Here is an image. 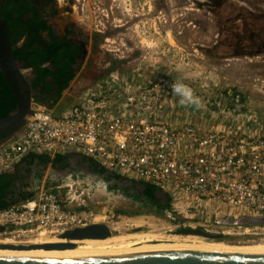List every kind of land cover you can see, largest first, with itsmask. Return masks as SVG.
Listing matches in <instances>:
<instances>
[{
	"label": "built area",
	"instance_id": "1",
	"mask_svg": "<svg viewBox=\"0 0 264 264\" xmlns=\"http://www.w3.org/2000/svg\"><path fill=\"white\" fill-rule=\"evenodd\" d=\"M177 81L201 100L193 119L180 115L170 87ZM60 153L159 187L171 213L182 218L177 225L226 237L264 235V225L223 221L264 217V111L248 108L233 88L206 99L193 83L159 68L150 74L112 70L86 85L61 113L35 103L23 130L0 149V171L25 155ZM68 203L59 191L40 190L0 209V227L20 243L41 237L66 242L58 238L62 232L106 223L112 215Z\"/></svg>",
	"mask_w": 264,
	"mask_h": 264
},
{
	"label": "rangeland",
	"instance_id": "2",
	"mask_svg": "<svg viewBox=\"0 0 264 264\" xmlns=\"http://www.w3.org/2000/svg\"><path fill=\"white\" fill-rule=\"evenodd\" d=\"M226 1L236 9L248 3L264 4V0ZM59 2L61 6L68 8L63 16L80 26L84 34L91 36L93 32L99 31L97 45L102 54L98 56L100 59L98 65L103 67L95 74L92 68L83 71L90 56L89 43L87 58L65 92L72 95L85 84L105 76H100V73L109 66L117 67L118 70L143 68L147 74L159 68L167 74L181 76L193 83L203 98H215L224 90L233 88L244 95L248 108L264 111V54H232L233 44L229 46V43L221 42L224 28L222 25H228L224 23V16L230 11L228 6L218 7L216 0H59ZM217 34L219 36L216 37ZM24 72L28 73L27 70ZM65 103L61 101L59 105L64 106ZM181 106L183 109L179 111L182 118L191 119L196 116L194 114L197 112L196 107ZM57 165L59 166V164L47 166L51 168V173L55 172L57 175L59 172L66 176L67 169L63 166L57 169ZM76 165L84 167L83 162L78 161ZM92 172L87 168L82 182L67 178L59 189L64 190L70 208L75 209L85 204L109 215L111 205L117 204L116 198L99 203L96 194H89L88 188L97 183V180L89 176ZM84 183L87 186H84ZM30 187L31 185L28 186ZM31 188L37 189L34 196L40 190L48 189L42 181ZM91 196H94V199ZM172 216L177 219L175 223L182 219L169 209L163 217L140 211L133 219L121 216L114 218L113 221L114 226L120 228L135 224H141L148 229L160 228L153 231L157 233L162 231L163 226L173 227L174 224L169 220ZM258 237L263 238L264 235L253 238L236 235L219 240L198 236L193 238L233 245L264 242ZM187 238L190 236H178L177 239H169L166 242L190 243L185 241Z\"/></svg>",
	"mask_w": 264,
	"mask_h": 264
},
{
	"label": "flooded vegetation",
	"instance_id": "3",
	"mask_svg": "<svg viewBox=\"0 0 264 264\" xmlns=\"http://www.w3.org/2000/svg\"><path fill=\"white\" fill-rule=\"evenodd\" d=\"M31 3L35 6L36 10L40 11L42 16L47 19L48 24H50L52 31L54 34L58 36L57 40H60V38L65 35L66 42L74 45H78L80 47V56L77 58L75 66H80L79 71L81 70V64H83V61L87 58V47L88 44L91 43L90 48L91 51L89 52V58L87 61V66L84 68L83 71L89 70L92 68L94 70V74L99 69H103V67L99 66L98 61L100 59L98 58L99 54H102L99 50V47L97 45L98 42V32L95 31L91 34V36H88L83 33L82 28L80 26H77L71 19H66V16L64 15V12L67 11L66 6H61L59 0H30ZM61 1V0H60ZM251 1V0H250ZM215 2V1H214ZM216 4L218 7H229L230 11L227 13L226 16H224V23H228V25L225 26L222 25L223 28V38L221 40L222 43H229L228 45L233 46V50L231 51L232 54H264V4L263 3H256L255 5L252 3H248L244 5L243 7L236 9L233 6H230V4L226 0H216ZM260 9L259 11L255 9ZM66 31H69V33L66 34ZM219 36L218 34L216 37ZM89 40V41H88ZM91 40V42H90ZM30 70V69H29ZM27 70V78L30 81V79L33 77L31 70ZM50 80V78H48ZM47 80V81H48ZM36 94L38 92L34 91ZM81 155L74 154L69 156L67 158L69 165L63 167L64 169H68L69 173L77 175L78 170H76V163L80 160ZM35 165L33 168L30 169V173L26 176V179H22L20 181H17L15 184V187L13 188V194L8 195L4 201L5 202H17L23 199L24 196H28L29 192H34L35 189L31 188L36 183V178L41 170L42 165L45 163L43 159L36 158L35 159ZM58 164V163H57ZM57 169L61 168V164L59 166L57 165ZM87 168H89L88 161L84 162V170L83 174L81 173L80 176L84 177L85 173L87 171ZM71 170V171H70ZM29 175L32 177L31 180H29ZM75 175V176H76ZM103 175H106L105 173ZM111 175V174H109ZM64 182L63 176H58L55 179L49 180L46 183V187L50 190L56 189L59 191L64 197L65 193L64 190L60 191V186ZM28 183L30 188L25 187L24 184ZM108 184V189L109 188ZM147 187L142 184L141 182H134V184L130 182H122L119 184L116 188V190H119L123 192L127 199L125 201L121 199L123 202L112 204L111 205V212L112 215L110 216V219L107 220L106 225L109 227V233L110 237L108 238H114L116 236H135V235H141V234H147V233H153L155 230L158 229H148L147 227H144L141 224H135L131 227H118L114 226V218L124 216L127 219H133L138 214H140V211H146L153 215H156L158 217H163L167 214L168 210L166 208V203L170 205V199L168 195H166L159 187H157V191L154 193L157 201L155 202L153 198L149 195L148 191L146 190ZM126 191V192H125ZM163 192V193H162ZM99 200V201H98ZM97 201L99 203H104L100 201V199L97 198ZM118 210H122L124 213L118 212ZM170 222H172L173 227L163 226L161 229L162 231L153 233L156 236H159V238L152 240H162L164 242L168 241L169 239L178 238V236H198L206 239H215L211 237H207L201 234H191V233H184L183 229L187 227H182L181 225H177L175 217H170ZM190 228V227H189ZM194 229H200V228H194ZM169 231V233H167ZM206 232V231H204ZM210 233V232H207ZM116 234V235H115ZM214 234L215 233H210ZM218 235V234H217ZM17 236L10 235L9 232H7L6 228L3 227L2 230H0V244H29V243H20L15 240ZM128 237V236H127ZM226 236L219 235V239L225 238ZM107 238V239H108ZM180 239H184V237H179ZM9 239V240H8ZM8 240V241H6ZM11 240V241H10ZM96 240V239H91ZM17 242V243H15ZM43 242V241H42ZM140 241H136L134 245H141L139 243ZM34 243V242H32ZM40 243V242H39Z\"/></svg>",
	"mask_w": 264,
	"mask_h": 264
},
{
	"label": "water",
	"instance_id": "4",
	"mask_svg": "<svg viewBox=\"0 0 264 264\" xmlns=\"http://www.w3.org/2000/svg\"><path fill=\"white\" fill-rule=\"evenodd\" d=\"M23 62L18 60L13 51L8 22L0 11V72L16 99L15 108L5 117L0 118V138L15 136L23 130L26 118L32 113L36 93L32 90ZM108 172V171H106ZM92 175V174H91ZM70 176H63L65 181ZM140 183L139 181H135ZM84 186L87 184L84 183ZM91 195L104 202L114 200V195L101 178L95 185L88 188ZM119 199L126 197L115 193ZM94 199V196H91ZM229 224L264 225V217L242 216L238 219L227 217L223 219ZM3 227H0L2 230ZM184 233L201 234L211 238H219V234H210L202 229L184 228ZM110 237L109 227L104 223L89 224L75 227L62 232L58 238L66 242H42L29 244H0V249H45L64 250L76 248L78 244L70 240L107 239ZM0 264H264V255H244L216 252L163 250L131 254H36L17 255L0 254Z\"/></svg>",
	"mask_w": 264,
	"mask_h": 264
},
{
	"label": "trees",
	"instance_id": "5",
	"mask_svg": "<svg viewBox=\"0 0 264 264\" xmlns=\"http://www.w3.org/2000/svg\"><path fill=\"white\" fill-rule=\"evenodd\" d=\"M0 11L9 25L15 57L23 62L24 68L30 69L32 72L33 77L30 79V84L32 90L38 92L34 101L47 109L57 108L56 105H58L63 92L70 87L79 72L80 66L74 64L80 56V47L67 43L65 35L57 40L58 36L52 31L47 19L42 16L40 11L36 10L30 0H0ZM67 33L69 31H66ZM115 69L117 68L113 66L106 67L100 73V76L106 75ZM91 82L77 89L76 95L78 96L79 92ZM242 98H244L243 94ZM74 100H76V97ZM15 106L16 99L0 72V118L7 116ZM3 138H0V140ZM29 155H32L29 164H32L35 158L43 160L52 158L54 163L61 164L63 167L69 165L67 156L64 154H55L54 156L49 154ZM87 161L93 172L105 173V170L100 168L93 160L87 159ZM26 173L29 174L30 169ZM109 177L110 175L106 179ZM113 177L117 178L119 175L113 174ZM22 179L21 174L0 171V209L7 208L15 203L5 202L4 199L13 194L16 182ZM141 183L147 187L146 190L156 202L157 199L154 193L157 191V187L145 182ZM24 186L27 187L29 184L25 183ZM51 191L57 192L56 189ZM33 196L34 192H29V195L24 196L23 200ZM165 206L167 209L170 207L168 203ZM118 212L124 213L122 210H118Z\"/></svg>",
	"mask_w": 264,
	"mask_h": 264
},
{
	"label": "bare ground",
	"instance_id": "6",
	"mask_svg": "<svg viewBox=\"0 0 264 264\" xmlns=\"http://www.w3.org/2000/svg\"><path fill=\"white\" fill-rule=\"evenodd\" d=\"M116 235V234H115ZM132 235V234H131ZM116 236L114 238L101 240H75L78 246L76 248L64 250H45V249H0V254H17V255H36V254H131L141 252L163 251V250H185V251H201V252H216V253H230V254H244V255H264V242H253L244 245H233L221 241H204L190 237L185 241L190 243H168L162 240L152 241L159 236L153 233L135 235V236ZM188 237V236H187ZM41 237L35 241L37 242H58L59 240ZM9 240V239H8ZM6 240V241H8ZM11 241V240H10ZM136 241H140L141 245H134ZM17 243V242H15ZM6 244V243H5Z\"/></svg>",
	"mask_w": 264,
	"mask_h": 264
},
{
	"label": "crops",
	"instance_id": "7",
	"mask_svg": "<svg viewBox=\"0 0 264 264\" xmlns=\"http://www.w3.org/2000/svg\"><path fill=\"white\" fill-rule=\"evenodd\" d=\"M117 68V67H116ZM27 70H29V69H27ZM30 71V70H29ZM78 75V74H77ZM75 97H76V100H77V95H76V93H73L72 95L71 94H69L68 92H63V95H62V97H61V99H60V101H59V103L61 102V101H65L66 103H65V105L64 106H61V105H59V103H58V105H56L57 106V108H52V110L54 111V112H58V113H61V112H63V111H65V110H67L71 105H72V103L74 102V101H76V100H74L75 99ZM74 100V101H73ZM36 104H38V105H41V104H39V103H37V102H35ZM189 108H191V107H189ZM56 109V110H55ZM182 109H183V107H182ZM194 114L196 115V116H198V114H197V112L195 113L194 112ZM191 119H193V117L191 118ZM199 119V118H198ZM13 138V136H9V137H5V138H3V139H1L0 140V149L2 148V147H4L11 139ZM60 154H64L65 156H67V158L69 157V156H71V155H73V153H60ZM75 154V153H74ZM30 156H32V155H25V156H23V157H21V158H19V159H16V160H14L12 163H11V165H10V167H8L7 168V170H4V171H10V172H12V173H14V174H21V176H23V179L25 178L26 179V176L28 175L27 173H26V171L27 170H29V169H31V168H33L34 167V165L36 164L35 162V159H34V162L32 163V164H29V161H30ZM52 156V155H51ZM54 156V155H53ZM87 159L88 158H86V157H84V156H81L80 157V160H79V162H86L87 161ZM44 164L42 165V167H41V170H40V172H39V174H38V176H37V178H36V183L35 184H38L39 183V181H42V182H44L45 183V185H46V183L49 181V180H52V179H55V178H57L58 176H65V175H63L62 173H59L58 172V174L56 175V173L55 172H53V173H51V168H49V166H47L48 164L49 165H55L56 163H54L53 162V160H52V158L51 159H48V160H44ZM47 166V167H46ZM56 167V166H55ZM76 170H78V173H77V175H76V173H75V175H73V174H71V173H69V170L67 169V171H66V176L68 175V176H70L71 177V179L73 180V181H83L84 180V177H81L80 176V174L83 172V170H84V167L83 168H81V167H78L77 165H76ZM71 171V170H70ZM83 174V173H82ZM86 174V173H85ZM92 174V175H91ZM105 174L106 175H103V174H100V173H95V172H92V173H89V176H91L92 178H94V180H99V178H101L102 179V181L106 184V186H107V188H108V184H110L109 185V188H111V192H112V194L114 195V197L116 198V201L115 202H117V203H120V202H123L121 199H119L117 196H115V194H114V192L115 193H122L125 197H126V195L123 193V192H121V191H119V190H116V188H117V186L119 185V184H121L122 182H130V183H132V184H134V180H132V179H130V178H126V177H121V176H119V177H117V178H115V177H113V174L111 173V172H106L105 171ZM109 174H111L110 175V177L108 178V179H106V177H108L109 176ZM32 179V177L29 175V180H31ZM27 180V179H26ZM81 181V182H82ZM37 190V189H36ZM36 190L34 191V194H35V192H36ZM126 192V191H125ZM163 193V192H162ZM125 199H127V197L125 198ZM125 199H123L124 201H125ZM77 208V207H76Z\"/></svg>",
	"mask_w": 264,
	"mask_h": 264
},
{
	"label": "clouds",
	"instance_id": "8",
	"mask_svg": "<svg viewBox=\"0 0 264 264\" xmlns=\"http://www.w3.org/2000/svg\"><path fill=\"white\" fill-rule=\"evenodd\" d=\"M171 90L179 98V103L185 106H194L199 108L201 100L195 95L194 90L186 83L177 81L170 84Z\"/></svg>",
	"mask_w": 264,
	"mask_h": 264
}]
</instances>
